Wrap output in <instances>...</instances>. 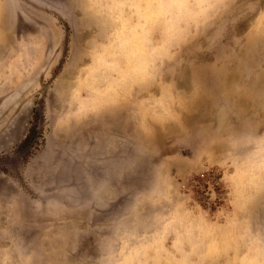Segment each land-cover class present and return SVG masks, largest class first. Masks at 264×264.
<instances>
[{
  "label": "rangeland",
  "instance_id": "1",
  "mask_svg": "<svg viewBox=\"0 0 264 264\" xmlns=\"http://www.w3.org/2000/svg\"><path fill=\"white\" fill-rule=\"evenodd\" d=\"M0 264H264V0H0Z\"/></svg>",
  "mask_w": 264,
  "mask_h": 264
},
{
  "label": "trees",
  "instance_id": "2",
  "mask_svg": "<svg viewBox=\"0 0 264 264\" xmlns=\"http://www.w3.org/2000/svg\"><path fill=\"white\" fill-rule=\"evenodd\" d=\"M34 133H35V129L33 128L30 130L29 134L27 135L23 143V146H28L33 141Z\"/></svg>",
  "mask_w": 264,
  "mask_h": 264
}]
</instances>
